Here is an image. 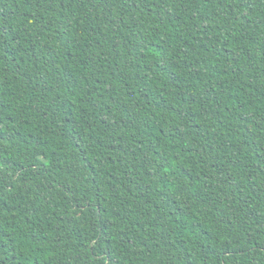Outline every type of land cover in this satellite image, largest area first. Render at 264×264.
Wrapping results in <instances>:
<instances>
[{
    "label": "trees",
    "instance_id": "16d2710c",
    "mask_svg": "<svg viewBox=\"0 0 264 264\" xmlns=\"http://www.w3.org/2000/svg\"><path fill=\"white\" fill-rule=\"evenodd\" d=\"M0 264H264V0H0Z\"/></svg>",
    "mask_w": 264,
    "mask_h": 264
}]
</instances>
